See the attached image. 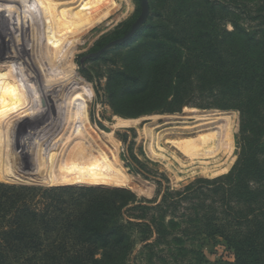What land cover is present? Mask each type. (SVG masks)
I'll return each instance as SVG.
<instances>
[{
	"label": "trees",
	"instance_id": "16d2710c",
	"mask_svg": "<svg viewBox=\"0 0 264 264\" xmlns=\"http://www.w3.org/2000/svg\"><path fill=\"white\" fill-rule=\"evenodd\" d=\"M251 1H257L255 10ZM150 5L153 14L143 35H136L124 68L109 78L115 112L125 118L174 114L197 99L210 101L199 105L203 109L238 111L237 163L227 175L169 192L156 206L123 189L41 190L0 183V264H126L135 227L147 235L154 231L152 251L161 243L170 246L171 238L176 264L190 254L204 264V253L187 247V237L221 241L233 252L234 262L214 264H264V0H151ZM241 15L259 25L245 28ZM131 26L122 24L125 29L110 39L123 37ZM171 196L177 203L169 202ZM185 202L189 215L181 222L165 219V206L175 210ZM130 205L137 219L153 212L150 224L125 222Z\"/></svg>",
	"mask_w": 264,
	"mask_h": 264
},
{
	"label": "rangeland",
	"instance_id": "374dc122",
	"mask_svg": "<svg viewBox=\"0 0 264 264\" xmlns=\"http://www.w3.org/2000/svg\"><path fill=\"white\" fill-rule=\"evenodd\" d=\"M11 1L0 0V16ZM87 1L96 6L93 0H66L69 2L67 14L71 13L69 8H78L75 11L80 14L78 17L87 16L86 13L90 11L88 9L81 14ZM150 3L151 0H147L146 19L137 27L145 12L144 0H112L109 8L103 7L99 11L102 18L84 31L80 28L73 29L69 24V16L63 19L62 25L56 23V26L53 18L44 13V5H39V2L34 3V9L28 10L30 13L23 10L25 7L20 8L19 3H15L14 11H23L17 12L16 17L20 18V21L16 18L17 26L6 18L2 27L7 31L0 28L1 184L41 190L92 187L123 189L132 192L138 201H146L145 205L156 206L169 192L183 191L198 179L212 180L232 171L241 152L238 143L241 127L238 111L203 109L199 105L209 104L210 101L197 99L186 102L178 113L125 118L117 114L112 106L108 89L110 75L124 68L127 53L136 45V38L143 35L142 29L149 24L153 14ZM76 5L78 6L75 7ZM256 5L257 1L248 2V6L254 10ZM27 14L30 18L26 19ZM252 16H255V12ZM126 22H132L131 29L123 37L111 40L116 30L125 29L121 26ZM241 24L253 29L259 25V21H251L249 15H241ZM226 26L232 29L230 25ZM9 69L16 73L21 84L28 90L29 102L21 97L11 76L13 72H9ZM51 82L54 83L53 86L45 90L47 93H43L44 84ZM44 94H50L52 98L47 97L48 100L45 101L42 99ZM29 105L38 113L39 124L32 125ZM69 106L70 111L64 112L65 107ZM81 110L84 118L80 122ZM201 112L235 115L232 118L234 150H231L230 155L221 151L214 158L199 163L185 157L181 148L175 144L182 139L197 138V135L204 132L210 133L212 129L215 131L222 125L221 122L212 125L197 122L194 116ZM193 124L195 127H192ZM37 135H41L39 142L36 141ZM43 147L45 148L42 149ZM153 150H156L155 154ZM47 158L50 162L45 160ZM228 162L232 164L227 172L213 174L221 172ZM203 167L214 172L208 174ZM168 200L177 203L178 199L171 196ZM131 206L122 215L125 222H151L153 212L148 215L149 219H137L138 212L130 211ZM188 206L187 202L175 210L174 206L171 209L165 206L169 210L165 219H177L181 222L182 215H189ZM156 216L159 217L160 214ZM140 229L135 227L132 231L133 248L126 264H176L171 252L176 253L177 244L171 238L170 246L161 243L152 251L148 246L155 242L154 231L147 235ZM185 240L187 247L204 253V264L235 261L233 252L221 241L214 243L203 237L195 241L190 237ZM162 256L166 262L162 261ZM197 258L199 259L198 256ZM197 263L194 254H190L182 264Z\"/></svg>",
	"mask_w": 264,
	"mask_h": 264
},
{
	"label": "bare ground",
	"instance_id": "6f19581e",
	"mask_svg": "<svg viewBox=\"0 0 264 264\" xmlns=\"http://www.w3.org/2000/svg\"><path fill=\"white\" fill-rule=\"evenodd\" d=\"M73 1V0H72ZM82 1V0H81ZM95 1L96 3V6L92 5L91 2H88L87 1V5L86 7L82 8L81 10V14L82 11H86L88 9L89 13H86L87 16H81V17H78L80 14H76V10H74L75 8L73 9H70L71 10V13L69 12L67 14L66 12V7L68 6V3L66 2V0H12L10 2V4L7 6V8L5 9V11L2 13V15L0 16V28L4 29L2 27V24H3V20L5 21V19H9V21L11 20L12 23H14L16 25V17L18 15L19 12L22 11V9L17 13L16 11H14V6H15V3H19V7L20 8H24L23 10H25V12H28L30 13V11H28L29 9H34V3H37L39 2V5L42 4L44 5L43 7V11L46 15H49L51 18H53V20L55 21V25L58 26V24L56 23H59V25H62V21L65 17L69 16V21L71 24V27H74L73 29H81L82 31L88 29V27H90L94 22H97L99 21L102 17L99 15V11L103 8V7H110L112 5V0H93ZM99 1H101L102 3H99ZM104 2V3H103ZM26 3H29V4H26ZM45 3V4H44ZM72 6H73V3H71ZM70 4V5H71ZM38 6V5H37ZM78 5H76L75 7H77ZM36 7V6H35ZM53 7H55V9H53ZM70 7V6H69ZM74 7V6H73ZM53 9V10H52ZM68 10V11H69ZM80 10V9H79ZM78 11V10H77ZM87 11V12H88ZM107 11V10H106ZM23 12V11H22ZM24 12V13H25ZM38 12V11H37ZM22 14V13H21ZM26 14V13H25ZM24 14V15H25ZM36 14V13H35ZM85 14V15H86ZM106 15H107V12H106ZM37 16H39V14L37 13ZM104 16V14H103ZM29 17V15L27 14V17L26 19ZM30 18V17H29ZM19 20L17 21H20V18H18ZM15 21V22H14ZM66 21V20H64ZM68 21V20H67ZM28 22V21H27ZM8 23V22H7ZM18 23V22H17ZM5 24V23H4ZM13 25V24H12ZM7 27V24L5 25ZM17 26V25H16ZM19 26V25H18ZM21 26V25H20ZM80 26V27H79ZM83 26V27H82ZM11 27V26H10ZM13 27V26H12ZM8 29V28H7ZM79 29V30H80ZM4 31V30H3ZM5 31L6 28H5ZM7 34V32H5ZM3 33V34H5ZM9 33V32H8ZM11 35V34H10ZM6 36V35H5ZM7 37V36H6ZM9 39V37H7ZM14 39V38H13ZM12 39V40H13ZM51 39V38H50ZM26 40V39H25ZM46 40V39H45ZM49 39L47 38V41ZM6 41V39H5ZM50 41V40H49ZM7 42H10L7 40ZM18 43V42H17ZM13 45V43H12ZM9 46V45H8ZM14 46V45H13ZM16 48V47H15ZM10 49V47H9ZM10 51V50H9ZM8 53V52H7ZM14 53V52H12ZM8 56V54H7ZM15 56V55H14ZM15 58V57H14ZM22 58V57H21ZM8 60H10L8 58ZM17 62V61H16ZM19 62V61H18ZM21 63V62H20ZM16 65V64H15ZM20 65V64H19ZM27 65V64H26ZM38 66V65H37ZM35 69V68H34ZM11 71V69H9V72ZM18 71V70H17ZM13 72V71H11ZM69 74V73H68ZM12 78H13V82L16 86V88L18 89L21 97L25 100V101H28L29 102V93H28V90L24 87L23 84H21V80L17 77L16 73L13 72V75H11ZM44 82V81H43ZM69 82V81H68ZM36 83V81H35ZM53 82L51 83H47V84H44L42 90H43V93H47L48 91H45V90H48L51 88V86H53L52 84ZM42 84V83H41ZM40 84V85H41ZM36 85V84H35ZM38 85V88L39 86ZM37 88V87H35ZM37 88V89H38ZM36 91V90H35ZM40 94V93H39ZM47 97H50L52 98V96L50 94H44V96L42 97L43 100L47 99ZM38 99V98H37ZM46 101V100H45ZM31 110H30V118L32 119V125L34 124H39V119L37 118V115L38 113H35L33 110H32V107L31 105H29ZM70 107H65L66 109L64 110V112H69L70 111ZM83 110V109H82ZM81 110V113H80V117H79V121L81 122L82 121V117L84 118V116H81V114L83 115L84 112ZM80 111V110H79ZM225 114H228V113H221V112H201V113H196L194 118L197 119V122L198 121H201V122H204V123H201L202 125H212V124H219V122H221L222 125H220V127H217V130L213 131L214 129H212L210 133H207V134H202V135H197L198 137L197 138H186V139H182L178 142H176L175 144L178 145V148H181V151L182 153L184 154L185 157H187L189 160L191 161H199V163H201L203 160H206V159H209V158H214L217 154H219L221 151H225V153L229 154L231 152V150H234L232 149L233 148V139H232V135H233V121H232V118H233V115H225ZM232 114V113H231ZM193 115V114H192ZM191 115V116H192ZM189 116V115H188ZM235 116V115H234ZM171 118V117H170ZM176 118V117H175ZM193 118V117H192ZM170 120V119H169ZM31 121V120H30ZM85 121H83L84 123ZM183 122H187V121H182ZM181 123V122H180ZM191 123V122H190ZM131 124V123H130ZM198 124V123H197ZM194 126L192 127H195V124H193ZM41 126L43 127V125L41 124ZM86 126V125H85ZM198 126V125H197ZM216 126V125H215ZM218 126V125H217ZM237 126V125H236ZM38 127V126H37ZM151 127V126H150ZM40 128V127H39ZM45 128V127H44ZM188 128V127H187ZM198 128V127H197ZM199 128H202L199 126ZM209 128V127H208ZM215 128V127H213ZM38 130V128H36ZM63 129L66 130L65 127H63ZM148 129V128H147ZM152 129V128H151ZM185 129H186V126H185ZM205 129V128H204ZM44 130V129H43ZM146 130V129H145ZM169 130V129H168ZM175 130V129H174ZM177 130V128H176ZM182 130V129H180ZM187 130V129H186ZM189 130V129H188ZM191 130V129H190ZM202 130V129H201ZM206 130V129H205ZM210 130V129H209ZM148 131V130H147ZM150 132V131H149ZM207 132V131H206ZM40 133V132H39ZM146 133V132H145ZM41 134V133H40ZM152 134V133H151ZM155 134V133H154ZM197 134V133H196ZM150 135V134H149ZM41 135H37L36 136V141L39 142V138H40ZM155 136V135H154ZM156 136H158V134H156ZM160 136V135H159ZM158 136V137H159ZM47 137V135H46ZM157 137V139L159 140V138ZM153 138V137H152ZM163 138V137H162ZM43 139V138H42ZM154 140V139H153ZM157 140V142H158ZM47 141V139H46ZM166 141V140H165ZM151 142L152 139H151ZM167 142V141H166ZM159 143V142H158ZM157 143V145H158ZM45 144V143H44ZM173 144V143H172ZM40 145V143H39ZM42 145V144H41ZM45 147H43L42 149H44ZM54 148V147H53ZM152 148V146H151ZM177 148V147H176ZM177 148V149H178ZM41 149V150H42ZM81 149V148H80ZM160 149V148H159ZM161 150V149H160ZM43 151V150H42ZM48 151V150H47ZM156 151V150H155ZM155 151L153 150V153L155 154ZM50 152V151H49ZM45 153V152H44ZM152 154V152L150 153ZM169 154V153H168ZM47 155H48V152H47ZM153 155V154H152ZM159 155V154H158ZM162 155V154H161ZM230 155V154H229ZM46 157V155H44ZM227 156V155H226ZM218 157V156H217ZM49 158V157H48ZM45 159V160H48ZM52 158V157H51ZM166 158V157H165ZM231 158V157H230ZM152 159V158H151ZM223 160V159H222ZM50 162V159L48 160ZM187 161V160H186ZM47 162V161H46ZM210 162V161H208ZM212 162V161H211ZM226 162V161H225ZM162 163V162H161ZM179 163V162H178ZM194 163V162H193ZM204 163V162H202ZM52 164V162H51ZM50 164V165H51ZM163 164V163H162ZM180 164V163H179ZM208 164V163H207ZM232 162H228V165L225 166L224 169H222L221 172L219 173H215L213 170H210V169H206L204 168L203 170L207 171V173H211V172H214L213 174H221V173H225L229 170L230 166H231ZM202 165V164H201ZM52 166V165H51ZM178 166V165H177ZM182 166V164H181ZM187 166V165H186ZM204 166V165H203ZM50 167V166H49ZM179 167V166H178ZM169 169V167H168ZM173 169V168H172ZM219 170V169H218ZM175 172V171H173ZM176 173V172H175ZM213 174H212V177H213ZM176 175V174H175ZM217 176V175H216ZM85 181H82V183H84ZM87 184V183H86ZM68 186V185H67Z\"/></svg>",
	"mask_w": 264,
	"mask_h": 264
},
{
	"label": "water",
	"instance_id": "95a60500",
	"mask_svg": "<svg viewBox=\"0 0 264 264\" xmlns=\"http://www.w3.org/2000/svg\"><path fill=\"white\" fill-rule=\"evenodd\" d=\"M144 2H145V5H146L145 12H144V15H143V17L141 18L139 24L137 25V27H138L141 23H143V22L145 21L146 16H147V9H148V8H147V0H144ZM136 31H137V30H136Z\"/></svg>",
	"mask_w": 264,
	"mask_h": 264
}]
</instances>
